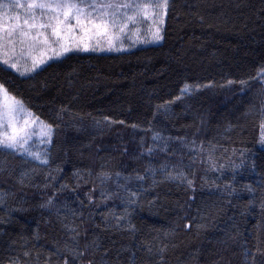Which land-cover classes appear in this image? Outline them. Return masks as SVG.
Masks as SVG:
<instances>
[{
    "label": "trees",
    "instance_id": "trees-1",
    "mask_svg": "<svg viewBox=\"0 0 264 264\" xmlns=\"http://www.w3.org/2000/svg\"><path fill=\"white\" fill-rule=\"evenodd\" d=\"M165 22L160 45L68 54L24 77L0 65L8 91L54 125L46 166L0 149V261L79 233L77 264H130L133 253L137 264H248L264 240V0H170ZM192 140L225 167L211 169ZM121 185L139 195L116 227L108 213L126 207Z\"/></svg>",
    "mask_w": 264,
    "mask_h": 264
},
{
    "label": "snow or ice",
    "instance_id": "snow-or-ice-1",
    "mask_svg": "<svg viewBox=\"0 0 264 264\" xmlns=\"http://www.w3.org/2000/svg\"><path fill=\"white\" fill-rule=\"evenodd\" d=\"M169 7L170 0H0V65H5L19 72L20 75H25L45 63L44 57H60L70 52L72 48L81 49L80 44L66 42L68 34L77 28L82 35L85 33L103 34L107 41L106 50L108 51H122L125 47L133 46L136 41H160L163 36L159 25L163 23ZM145 24L147 27L141 33V26ZM121 37L130 40L131 44L125 45ZM88 48L89 45L83 43L81 50H88ZM91 50L100 51L102 49L93 46ZM26 57H30V64ZM259 75L264 76V70ZM241 83L244 82L241 81ZM31 115L24 101L11 94L5 84L0 82V149L19 153L46 166L49 163L48 146L52 143L54 125L39 121V118L35 117V122L41 125L38 143L42 147H36L34 150L33 144L29 143L34 133L25 131L29 122L28 117ZM20 117L22 119H18ZM104 119L107 120L108 117ZM260 128V140L264 143V119L260 122ZM191 146L195 153L206 151L204 162L211 169L219 171L225 167L224 164L217 162L211 144L205 150L203 144L197 146L196 141L192 140ZM148 151L151 153L152 149L149 148ZM244 163L242 152L240 164L233 162L231 167L237 169L243 167ZM160 170L165 179L179 180L186 182L189 187L192 186V180L188 179L183 169L175 170V166L169 169L167 165H161ZM149 171L155 177V170L150 169ZM108 175L109 173L104 171L100 173L104 179H107ZM137 179L142 181L144 177L138 175ZM155 183L156 180L153 179V184ZM61 187L66 186L61 185ZM121 187L125 192V196L121 199L126 207L119 215L112 210L108 213L116 221V227H120L121 221L126 220L128 206L138 203L139 193L137 191H132L126 185H121ZM245 187L249 192L254 191L250 185ZM225 190L229 195L236 191L234 187L227 185ZM112 195L113 193L110 192H101L105 200L111 198ZM4 199L5 194H0V203H3ZM89 199L91 200V197ZM251 203L252 201H249V204ZM52 204L53 199L50 197L46 205ZM260 208L264 210V199L260 202ZM3 222L0 220V223ZM129 226H131L130 222ZM197 227H202V225H197ZM78 235L79 233H76V236ZM76 236H73V245L65 242L63 246L58 245L54 251L43 255L36 251L34 257H32L33 250L26 249L22 255L31 257L30 259L22 261L19 256H9L6 261H0V264H77L84 252L75 246L78 243ZM93 247L99 248V245L93 241ZM163 251L164 248L157 249L159 253ZM147 252H153L151 246L147 247ZM250 253H252L251 256H249ZM257 255L264 258V240L257 241L254 245V253L251 249L246 250L245 256L248 258V264H257ZM88 264H93V261H88ZM130 264H137L135 253L132 254ZM141 264H148V262L145 260Z\"/></svg>",
    "mask_w": 264,
    "mask_h": 264
},
{
    "label": "rangeland",
    "instance_id": "rangeland-1",
    "mask_svg": "<svg viewBox=\"0 0 264 264\" xmlns=\"http://www.w3.org/2000/svg\"><path fill=\"white\" fill-rule=\"evenodd\" d=\"M167 15H168V11H167ZM167 15L163 18V23L159 25V27L161 29V35L162 36H164L163 31H164V27H165V24H166L165 20H166ZM130 27H131V25H130ZM145 27H147L146 24L141 26V33L143 32ZM120 39H123V42H124L125 45L131 44V41L128 40V39H124L123 37H121ZM162 40L157 41V42L136 41V43L133 46L125 47V49H123L122 51H119V52H117V51H108V50H106L107 41H106V38H105V36L103 34L94 35V34H91V33H85V34L82 35L80 33V30L77 28V29H74L72 33L68 34V36L66 37V42L70 41L71 43H74V44H80L81 45V49L83 47V43H87L89 45L88 50H81V49H77V48H72V50L70 52L63 54L60 57H55V56H52L51 58L44 57L45 63L40 64V66L35 71H30V72L26 73L25 75H20L19 72L15 71L13 69H10V68H8L5 65H1V66H4L5 68L11 70L12 72H16L18 75L24 77V76L33 75L35 72H37L38 70L44 68L46 65H48L50 63H53L55 61L61 60L62 58L66 57V55H68V54H76V53H83V54L96 53V54H98L99 53V54L109 55V54L126 53V52H130L132 50H135V49H138V48H141V47H151V46L160 45L162 43ZM93 46H98L102 50H100V51H92L91 49H92ZM35 54L38 55V53H35ZM26 59L28 60V63L30 64L31 63L30 57H26ZM23 63H24V61L22 60L21 64L23 65ZM31 114H32V112H31ZM35 117H37V116H35L34 114H32L31 116L28 117V121L29 122L27 124V127L25 128V131L34 133L32 135V137H31V140L29 141V143L33 144L34 150H35L36 147H42V145H39V143H38V141L40 139L39 130H40L41 125L39 124V122H35ZM18 119H22V117H20ZM5 120H7V117H5ZM39 121H42V120L39 119Z\"/></svg>",
    "mask_w": 264,
    "mask_h": 264
}]
</instances>
